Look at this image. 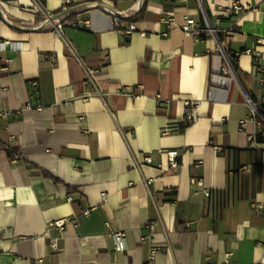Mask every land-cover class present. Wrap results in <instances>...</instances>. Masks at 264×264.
Masks as SVG:
<instances>
[{
    "label": "crops",
    "instance_id": "0c3cea01",
    "mask_svg": "<svg viewBox=\"0 0 264 264\" xmlns=\"http://www.w3.org/2000/svg\"><path fill=\"white\" fill-rule=\"evenodd\" d=\"M202 1L239 81L214 36L183 31L199 0H73L80 27L61 32L40 26L64 0H0L14 24L0 17V264H264V127L247 97L264 99V0L237 16ZM102 2L138 31L87 7Z\"/></svg>",
    "mask_w": 264,
    "mask_h": 264
},
{
    "label": "built area",
    "instance_id": "2783aa9c",
    "mask_svg": "<svg viewBox=\"0 0 264 264\" xmlns=\"http://www.w3.org/2000/svg\"><path fill=\"white\" fill-rule=\"evenodd\" d=\"M72 5H73V0H64L63 2V11L61 13L58 14H54L51 12H44V19L41 23L40 28L41 29H45L48 27H54L56 28L58 31H63L64 25L68 24V25H72L74 27H80L79 23L77 22H68L65 19V16L68 15L71 10H72ZM88 8H98L103 10L106 13L111 14L112 16H114V20H115V25L117 30L119 31V33H121L122 35L125 36H131L133 35L135 32L138 31L137 27L134 24H129L124 26V22H123V18L126 17V15H124V13L121 12H117L114 8L110 7L108 4L102 2V3H92V4H88L87 5ZM243 11V6L239 3L238 0H233V4L230 8V10H228L227 12H230L233 16H237L239 15L241 12ZM0 17L9 25L11 24L12 26H14L13 21L6 15L4 14V12L1 10V6H0ZM206 27L203 28L201 26V24L194 18H187L185 24L183 25V31L185 33H187L188 35H191L192 37L196 38V39H201L203 35L207 34L210 36H214V34H217L218 29L215 28L213 26V30L209 27L207 20L205 18V16L203 15ZM88 23V22H87ZM86 23V24H87ZM212 23V22H211ZM235 31V27H233L230 32H234ZM257 42L259 44L262 43V40H257ZM2 48L4 50H6L7 48H11L12 50H21V46H19V44H9V43H2ZM222 51V50H221ZM246 53H251L255 56H258L259 53L257 51H253V50H247L245 51ZM223 53V51H222ZM240 54H237L236 57H238ZM223 56L225 57V63L226 65L223 67V73H225L228 76H233L232 71L230 69V63L232 64L231 60L229 58H227L224 53ZM233 65V64H232ZM255 76L259 79L260 84L263 86L264 85V65L259 64L255 67ZM123 94L129 96V97H135V95L133 94V91H131L130 89H125L122 91ZM250 105H251V120L255 121L259 126L264 127V99L261 101V103H255V102H251L250 101ZM191 106H195V103H191ZM196 119V116L193 112V109L191 110V112H189V114L186 116V123H192L194 120ZM164 133H168L167 131H165ZM167 158H168V162L170 163V166L172 169H177L180 165V153L177 150H170L167 151ZM19 157L17 155H15L14 157H12V162L13 164H17L19 163ZM148 161H151L150 158L147 159ZM205 196H210L211 192L210 191H204ZM260 213H262L263 211V206L260 205ZM66 221L65 220H60V221H56L55 223H53V225H55L56 227H58L59 229H63L65 226ZM111 237L114 240L115 243V250L117 252H123L126 250V244H125V240H126V234L122 231H114L111 233ZM157 250H153V253L151 255V259L153 258V256L157 253ZM210 254H207L206 256V261L209 263L210 262ZM144 264H152L151 261L144 263Z\"/></svg>",
    "mask_w": 264,
    "mask_h": 264
},
{
    "label": "water",
    "instance_id": "95a60500",
    "mask_svg": "<svg viewBox=\"0 0 264 264\" xmlns=\"http://www.w3.org/2000/svg\"><path fill=\"white\" fill-rule=\"evenodd\" d=\"M199 3H200V7H201V10H202V13H203V15L205 16V18H206V20H207V23H208L209 27L213 30V25H212V23H211V20L209 19V16H208V13H207V11H206V9H205V6H204V4H203V1H202V0H199ZM214 37H215L217 43L219 44L220 49L223 51L224 55L227 57V54H226V52H225V49H224L222 43L220 42L218 35H217V34H214ZM227 58H228V57H227ZM229 65H230V69H231V71H232L233 77L236 78V79L239 81V77H238L237 72L235 71L233 65H232L231 63H230ZM239 83H240V82H239ZM240 86H241V88L244 90V88H243V86H242L241 83H240ZM245 93H246V92H245ZM246 95H247V94H246ZM247 97L249 98V101L252 102L251 98H250L248 95H247Z\"/></svg>",
    "mask_w": 264,
    "mask_h": 264
},
{
    "label": "trees",
    "instance_id": "16d2710c",
    "mask_svg": "<svg viewBox=\"0 0 264 264\" xmlns=\"http://www.w3.org/2000/svg\"><path fill=\"white\" fill-rule=\"evenodd\" d=\"M209 16V19L211 20V15L209 14L208 15ZM201 26L203 27V28H205L206 27V24H205V21H204V18L202 17V19H201ZM217 35H218V37H219V40H220V42L222 43V42H224V37H223V34L222 33H220V32H217ZM204 37V35L202 36V38ZM227 55L229 56V54L227 53ZM232 58H231V62H232V64H233V67H234V69H235V71L237 72V73H239V69H238V67L236 66V64H235V59H236V57L235 56H231ZM229 58H230V56H229ZM12 153L10 152V155H11Z\"/></svg>",
    "mask_w": 264,
    "mask_h": 264
}]
</instances>
